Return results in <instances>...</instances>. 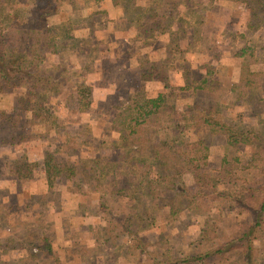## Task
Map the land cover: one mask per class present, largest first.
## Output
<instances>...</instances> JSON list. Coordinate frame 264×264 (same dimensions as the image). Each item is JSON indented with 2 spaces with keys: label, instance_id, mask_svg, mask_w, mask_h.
I'll return each instance as SVG.
<instances>
[{
  "label": "rangeland",
  "instance_id": "obj_1",
  "mask_svg": "<svg viewBox=\"0 0 264 264\" xmlns=\"http://www.w3.org/2000/svg\"><path fill=\"white\" fill-rule=\"evenodd\" d=\"M194 1L200 4L194 7V14L185 17L188 10L179 4L178 12L172 14V19L165 28L168 30L162 35L149 37L147 29L142 36L147 39L144 43L146 46L143 47V43L133 39L136 38L134 25L150 13L148 9L151 4L145 5L144 0H125L121 3L125 4V8L120 9L113 6L110 0L97 3L92 0H64L65 4L61 6L58 18L65 25L74 28L70 31L74 38L67 42L63 50L44 52L40 66L54 78L59 73L64 75L65 78H60V81L69 86H59L48 93L43 92L42 96L31 95L26 98V105L33 104L34 101L42 104V109L31 117L30 112L22 107L25 102L20 99L25 98V88L0 79V115L2 111L10 117L18 113L20 122H23L22 125L18 121L13 123L8 120L6 124V118L0 116V163L7 160L1 155L2 152H9L6 146L13 145L9 137L18 133L27 137L21 144L25 150V158L39 159L32 160L38 164L31 178L18 181L14 189L7 190L6 193L1 191V195H6V200H0V203H4L0 205V264H19L16 262L18 258L39 253L35 242L31 245L28 243L26 233L31 230L35 235L45 233L52 240L55 258L48 259L47 264H54L53 260L58 264H149L153 254H145L142 252L144 250L168 260L179 252L191 249L192 243L197 244L203 216L185 213L172 226L166 227L162 223L161 213L167 208L157 204L151 195L143 191H136L132 199L123 195H107L108 197H104L106 204L103 208L98 207L97 194H71L65 190L61 181L55 183L43 199L36 192L43 186L42 160L51 150V143L56 141L55 127L63 128L67 134L72 135L84 132L75 136L80 141L79 147L89 152L99 139L104 140L100 151L105 157L101 158L100 165L116 164L118 150L105 149L111 142L122 139L117 130L112 129L115 127L113 121L118 120L123 103L133 95L153 97L160 92L170 91L169 99L179 111L190 105L198 106L208 100L214 101L229 124L243 129L251 137L264 139V93H261V87L254 88V85L256 87L257 83L264 81V67H259V62H264V30L250 34L256 56L260 58L256 61V66L251 65V60H246L245 65L239 60L240 67H226L219 61L214 67H205V56L194 54L185 57L183 52L168 48L175 47L174 44L177 43V19L189 22V27L196 29L198 33L203 31L202 26L191 21L196 20L200 12H204V0ZM67 2L73 3L76 10H71ZM240 6L244 8L242 3ZM233 8V4L231 8L218 7L219 17L224 19L229 9ZM22 15L25 16L26 11ZM160 26L164 27V24ZM232 26L235 27L233 24ZM236 27L243 29L244 24L239 25L237 22ZM187 31L191 33L190 30ZM180 44L187 51L190 49V46L186 47L185 39ZM201 60L204 62H200ZM151 63L163 64L161 68L167 72L168 88L164 87L165 82L161 79L140 78L141 71H147ZM213 77H220L213 93L192 90L191 87L203 85V79ZM247 79L253 82L252 89L246 87ZM86 87L90 89L89 96L86 95ZM77 91L83 92L85 98L78 101ZM87 97L89 98L86 99ZM203 99L205 102H201ZM87 100L88 106L85 104ZM50 119H55V123H50ZM85 131L91 134L88 135ZM189 136L194 139L193 133L189 132ZM91 139L95 144H91ZM206 139L210 141L208 166L214 170L222 154L223 140L211 135H207ZM248 151V148H244L241 156L245 157ZM109 154L111 157L107 159ZM117 171V185L130 186L133 176L127 174L126 168ZM184 179L188 187L192 188L190 178L184 176ZM59 189L66 192L61 195ZM14 190L15 192H11ZM212 205L218 204L213 202ZM125 207L131 208L134 218H141L143 225L154 222L148 229L142 230L140 226L138 236L143 239L140 248L130 245L131 236L126 232L105 233L111 227L110 217L121 216L126 211ZM223 217L225 224H230L234 213L224 208ZM136 225L137 221L134 229L138 227ZM143 245L145 247L141 248ZM258 246V264H264V236Z\"/></svg>",
  "mask_w": 264,
  "mask_h": 264
},
{
  "label": "trees",
  "instance_id": "obj_2",
  "mask_svg": "<svg viewBox=\"0 0 264 264\" xmlns=\"http://www.w3.org/2000/svg\"><path fill=\"white\" fill-rule=\"evenodd\" d=\"M100 1L92 0L96 3ZM122 1L125 2L110 0L113 6L124 9ZM233 1H239L248 8L246 32L249 30L254 34L264 30V0ZM63 4L64 0H0V79L25 88V98L20 99L25 102L22 107L30 112L31 117L42 109V104L34 101L26 105V98L31 95L42 96L43 92L48 93L59 86H69L60 81V78H65L64 75L59 73L56 79L40 66L44 52L63 50L67 42L74 38L70 34L74 28L58 18ZM67 4L71 10H76L73 3ZM144 4L152 5L148 9L150 13L144 15L143 20L136 21V38H133L143 43V47L147 39L142 36L147 29L149 37H158L168 30L165 29L168 27L167 22L172 19L179 4L188 10L184 14L188 17L194 14V7L199 3L194 0H144ZM23 11H26L25 16L22 15ZM203 19L204 12H200L196 20L191 22L202 26ZM176 24L179 25L177 43L175 47L168 48L185 53L187 49L180 46V41L185 39L188 47L200 33L189 27L187 21L177 19ZM249 41V44L246 42L234 53L242 58L241 64L244 65L246 60L256 62L260 59L256 56L252 35ZM216 59L218 57L205 67L216 66ZM161 67L163 64L151 63L147 71H141L140 78L161 79L165 82L164 87L168 88V75ZM219 80L220 77L203 79V85L190 87L197 92L205 90L213 93ZM252 84L250 79L245 80L247 88L252 89ZM260 87L261 93H264V81L257 83L256 87L254 85V88ZM169 93L160 92L153 97L133 95L123 103L118 120L113 121L115 127H112L122 139L111 142L105 149L118 150L114 165H100L101 158L105 157L100 151L104 140L99 139L95 144L91 139V144L95 145L89 152L79 147L80 141L75 136L84 132L72 135L67 134L63 128H53L57 134L56 141L51 143V150L42 160L47 189L61 181L65 190L71 194H97L98 207L102 208L106 204L104 197L123 195L132 199L136 191H143L151 195L157 204L167 208L161 213L162 223L166 227L172 226L185 213L203 216L196 245L192 243L191 249L179 252L168 260L144 250L142 252L145 254H153L149 264H258V243L264 236V139L251 137L243 129L229 124L214 101L205 102L203 99L201 102L205 103L190 105L179 111L170 101ZM83 94L78 93V101L85 98ZM89 94L90 89L86 87V95ZM85 104L88 106L89 101ZM18 115L10 117L2 111L0 116L6 118V124L11 120L23 125ZM49 122L55 123V119ZM189 132L193 133L194 139H191ZM207 135L221 137L223 140L222 154L214 170L208 166L210 141H207ZM9 138L11 143L27 137L18 133ZM244 148L249 151L242 157ZM110 157L109 154L107 159ZM37 164L22 157L14 167V175L18 179L31 178ZM120 168H126L127 174L133 176L130 186L117 185V169ZM184 176L190 178L192 188L188 187ZM213 202L218 205L213 206ZM224 208L234 213L230 224H225ZM110 219L111 227L105 233L126 232L131 236L130 245L135 248H140L143 240L138 232L154 224L151 222L143 225L141 218H134L131 208H126L121 216H111ZM136 221L138 227L134 229ZM26 234L29 245L35 242L39 253L20 257L17 263L47 264L48 259H53L55 254L49 235H35L32 230ZM53 263L58 264L56 260Z\"/></svg>",
  "mask_w": 264,
  "mask_h": 264
},
{
  "label": "crops",
  "instance_id": "obj_3",
  "mask_svg": "<svg viewBox=\"0 0 264 264\" xmlns=\"http://www.w3.org/2000/svg\"><path fill=\"white\" fill-rule=\"evenodd\" d=\"M203 7L205 6L204 10V19H203V31L200 32L199 37L194 38V41L192 42V45L190 46V49L184 53L185 57L192 56L194 54H198L201 57H206V65H208L213 59L218 57V61L220 64L226 66V67H240V61L242 60L241 57L235 56L234 53L237 52L246 42L247 44L250 43L249 35L251 34V31L247 30V32L244 30L246 29L247 22L249 20V11L248 8H243L240 6L239 1H233V0H204L202 2ZM234 6L233 9H229V12L224 19H221L219 16V12H217L218 7H229ZM217 6V7H215ZM238 12H237V11ZM237 13V16L235 15ZM248 16V17H247ZM229 21H234L230 23ZM223 22H225L223 24ZM238 22L239 25L242 23L244 24V28L240 29L236 27V23ZM229 23V24H227ZM231 24V26H230ZM235 25V27L232 26ZM205 27V30H204ZM208 27V30L206 28ZM249 31V32H248ZM249 34V35H248ZM206 41V43H203ZM198 43V44H197ZM158 50V49H157ZM191 61V59H190ZM200 62H204L201 60ZM203 64V63H202ZM257 62H253L251 65L256 66ZM205 65V66H206ZM202 67L204 65H201ZM259 67H264V62H259ZM234 82V81H233ZM24 141L21 142H14L13 145H7L6 147L9 148V152H2L1 155L4 156V158H7L6 162L3 161L0 163V200H6L5 196L1 195V191L14 189L15 184L18 181L26 180V179H18L14 175V167L18 160L22 157H25V150L23 149L22 145ZM18 154H21L19 157ZM18 155V156H17ZM2 158V156H1ZM32 160H39L38 158L35 159H27V161ZM43 183V186L39 188L36 192L40 193L42 195V199L45 198V194L49 193V190L47 189L45 183V180H41ZM16 190V189H15ZM11 191V192H15ZM31 190V189H29ZM61 191V195L63 192H66L64 189ZM2 196V197H1ZM4 202V201H3ZM3 205L4 203H0V205Z\"/></svg>",
  "mask_w": 264,
  "mask_h": 264
}]
</instances>
